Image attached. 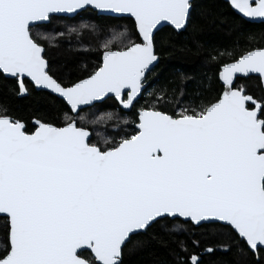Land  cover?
<instances>
[{"label":"snow or ice","instance_id":"obj_1","mask_svg":"<svg viewBox=\"0 0 264 264\" xmlns=\"http://www.w3.org/2000/svg\"><path fill=\"white\" fill-rule=\"evenodd\" d=\"M226 6L241 20L264 18V0ZM192 9V0H0V76L15 81L19 96L34 87L61 101L51 115L33 116L31 129L0 104V264H124L132 237L150 232L174 245L165 264H202L217 249L264 264V45L212 48L215 95L150 92L134 128L114 125L102 142L91 126L119 112L89 120L84 111L112 97L130 112L159 62L158 25L195 31ZM90 10L130 17L134 30L108 29L92 70L63 79L46 48L66 33L45 29ZM252 78L259 96L236 83ZM202 225L215 228L207 246L208 231H196Z\"/></svg>","mask_w":264,"mask_h":264},{"label":"trees","instance_id":"obj_2","mask_svg":"<svg viewBox=\"0 0 264 264\" xmlns=\"http://www.w3.org/2000/svg\"><path fill=\"white\" fill-rule=\"evenodd\" d=\"M192 15L197 25L193 31L190 25L188 29L176 33L170 28H162L156 33L158 64L149 72L146 88L136 106L129 112L121 111L114 99H108L98 104L94 109H85L88 119L92 120L106 112H119L120 118L97 124L93 128V140L102 142L113 135V126L121 131H130L134 128L132 121L135 119L136 108L147 105L153 97L149 93H155L166 87L174 91V97L178 98L183 92L185 96H193L203 92L205 95H215L209 87V79L215 72V67L209 61L207 52L212 48L227 49L239 53L254 43L264 45V23L250 24L238 16L232 14L226 3L220 0H193ZM215 18V19H214ZM81 24L90 27L81 29L80 35L67 33L68 27L79 28ZM102 25L101 29L94 30L91 25ZM67 26V27H66ZM134 30V23L126 18H97L93 11L81 12L79 16L65 19L54 18L47 26L46 31H62L66 35L54 41L53 47L46 48V54L54 71L63 79H75L82 76L85 69L91 71L99 59L98 44L109 38L108 29L121 31ZM255 39L249 41L248 37ZM237 84L246 83L249 89L257 96L260 95L255 78L250 80H237ZM212 87H215L213 82ZM16 84L13 79L0 76V104L6 105L16 116L23 118L31 129L33 116L51 115L61 101L43 91H36L30 87L29 94L19 98L15 92ZM175 99L165 107L174 110ZM127 118L128 124L121 121ZM97 132L100 135H97ZM207 230L204 237L206 246L212 242L215 228L212 225H202L196 231L198 233ZM5 236V224L0 218V243ZM171 240H161L159 234L146 233L133 236L125 247L124 264H165L172 262L174 257ZM84 253V252H83ZM82 253V254H83ZM88 254V253H85ZM202 264H253L250 255H238L233 251L217 249L211 254L203 256Z\"/></svg>","mask_w":264,"mask_h":264},{"label":"water","instance_id":"obj_3","mask_svg":"<svg viewBox=\"0 0 264 264\" xmlns=\"http://www.w3.org/2000/svg\"><path fill=\"white\" fill-rule=\"evenodd\" d=\"M220 1H222V2H224V3H226V0H220ZM192 2H193V0H192ZM232 11V10H231ZM94 12V11H93ZM96 13V12H95ZM96 15H97V13H96ZM104 17H106V18H126V19H130V20H132L130 17H127V16H117V15H115V14H113V15H109V16H104ZM239 17V16H238ZM240 18V17H239ZM65 19H68V18H66L65 17ZM245 22H247V23H250V24H260V23H264V18H244L243 19ZM133 21V20H132ZM133 23H134V21H133ZM165 27H167V28H170L171 30H173L174 32H176V33H179L178 31H176V30H174L167 22H161V24L160 25H158V30L156 31V33L158 32V31H160L162 28H165ZM158 63H156L155 64V66L157 65ZM154 68V67H153ZM152 68V69H153ZM151 69V70H152ZM9 79H11V78H9ZM34 88V87H33ZM145 88H146V85H145ZM145 88H144V90H145ZM36 91H43V92H46V93H48V94H50L47 90H41V89H36V88H34ZM28 95V94H27ZM27 95H24V96H19L18 95V97L19 98H22V97H25V96H27ZM51 96H53V97H55V98H57L56 96H54V95H52V94H50ZM142 95V94H141ZM141 95H140V97H139V99L141 98ZM112 97H109L108 99H111ZM58 99V98H57ZM108 99H106V100H108ZM112 99H114V98H112ZM138 99V100H139ZM106 100H104L103 102H105ZM137 100V101H138ZM116 102V101H115ZM98 105V104H97ZM119 107V106H118ZM122 111V110H121ZM125 113H129V112H125ZM33 123V120L31 121V124ZM0 218H2V217H0ZM84 251H86V252H88L87 250H84Z\"/></svg>","mask_w":264,"mask_h":264},{"label":"flooded vegetation","instance_id":"obj_4","mask_svg":"<svg viewBox=\"0 0 264 264\" xmlns=\"http://www.w3.org/2000/svg\"><path fill=\"white\" fill-rule=\"evenodd\" d=\"M244 21V20H243ZM84 252V253H83ZM82 253H83V255H87V254H85V253H88V252H86V251H83Z\"/></svg>","mask_w":264,"mask_h":264}]
</instances>
